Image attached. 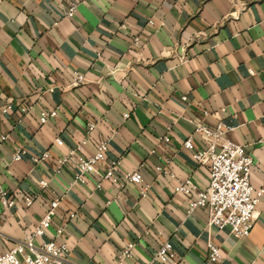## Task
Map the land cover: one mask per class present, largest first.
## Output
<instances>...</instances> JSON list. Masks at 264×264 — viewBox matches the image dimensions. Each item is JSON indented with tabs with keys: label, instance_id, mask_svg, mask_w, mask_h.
I'll return each instance as SVG.
<instances>
[{
	"label": "crops",
	"instance_id": "obj_1",
	"mask_svg": "<svg viewBox=\"0 0 264 264\" xmlns=\"http://www.w3.org/2000/svg\"><path fill=\"white\" fill-rule=\"evenodd\" d=\"M75 1L68 16L70 0H0V180L18 201L0 204V252L32 235L59 198L37 241L66 243L70 264H145L166 240L180 264H212L209 242L221 264H264V192L250 235L237 238L209 225L207 208L189 213L176 190L190 178L194 197L208 184L209 166L184 146L191 135L207 146L199 122L233 128L228 137L254 160L252 186L264 189V0ZM44 110L58 114L41 123ZM101 140L107 161L84 184L72 167L57 171L69 150L91 156ZM113 159L118 176L141 171L146 197L101 178Z\"/></svg>",
	"mask_w": 264,
	"mask_h": 264
},
{
	"label": "built area",
	"instance_id": "obj_2",
	"mask_svg": "<svg viewBox=\"0 0 264 264\" xmlns=\"http://www.w3.org/2000/svg\"><path fill=\"white\" fill-rule=\"evenodd\" d=\"M64 3L66 0H59ZM75 0H70L65 14L72 15L77 7ZM153 23L152 21H150ZM139 38H135L136 43ZM84 76L77 74L76 82L80 83ZM14 109V104H8L2 111L7 112ZM21 112L27 111L26 106H21ZM207 114V112H205ZM57 110L41 112V123H46L50 117H56ZM128 115V114H126ZM95 127L94 123L89 124V130ZM232 127L217 122L209 126L204 122H199L195 126L194 134L204 136L208 144L204 148L196 147L193 135L189 136L184 146L191 152L192 158L200 163L207 164L210 170L208 184L205 189L198 190L192 197L191 190L196 189L190 178L176 187L178 192L189 196L188 212H192L197 207L207 208L209 211V225L223 230L229 228L230 233L237 238H245L250 235L255 219L257 217V204L262 196L264 189L257 190L251 184V172L254 164L253 157L246 150L245 146L233 141L228 137ZM166 142L170 140L168 136L163 138ZM58 145L63 144L61 138L56 139ZM77 149L69 152L58 159L57 171L62 168L72 167L75 170V182L84 184L87 176L94 173L97 167L107 161L108 143L101 140L97 144L96 152L91 156L82 155ZM25 150L18 148L13 158L15 161L21 160ZM49 152L42 154L45 159ZM35 160H37L35 158ZM120 159L110 160L108 166L101 178L110 180L118 184L121 188L126 184L132 183L139 186L140 195L146 197L149 192V185L144 182L143 175L139 169L126 171L122 176L115 173V169L120 166ZM42 187L47 183L42 181ZM101 187V184H98ZM24 204L31 206L35 201V196H24ZM60 199L55 198L35 227L32 235L23 240H18L8 250L0 252V264H70L68 261L70 249L66 243H59L55 239L37 241L38 238L46 234L53 215L56 213ZM17 198L13 193L4 188L0 180V204L4 208H10L17 205ZM61 229L58 230V233ZM134 243H130L123 251L128 255L133 249ZM174 244L172 240H166L152 257L145 264H180L173 259ZM208 258L212 264H221L223 261L221 249L214 242L208 243Z\"/></svg>",
	"mask_w": 264,
	"mask_h": 264
}]
</instances>
